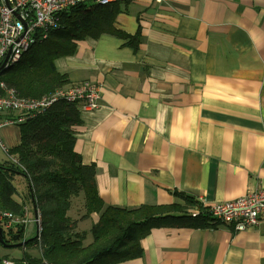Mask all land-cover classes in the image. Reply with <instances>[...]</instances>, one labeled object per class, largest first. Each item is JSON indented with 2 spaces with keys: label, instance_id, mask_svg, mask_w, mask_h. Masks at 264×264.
Masks as SVG:
<instances>
[{
  "label": "crops",
  "instance_id": "0c3cea01",
  "mask_svg": "<svg viewBox=\"0 0 264 264\" xmlns=\"http://www.w3.org/2000/svg\"><path fill=\"white\" fill-rule=\"evenodd\" d=\"M117 3L115 27L139 30L137 48L103 34L55 61L65 87L90 81L100 88V107L80 108L72 129L105 207L188 204V197L208 213L264 189V0ZM0 138L19 146L20 126L1 128ZM71 212L87 235L99 219L86 218L87 227L85 210L77 218ZM141 244V258L115 264H264V223L243 232L217 221L158 228Z\"/></svg>",
  "mask_w": 264,
  "mask_h": 264
},
{
  "label": "trees",
  "instance_id": "16d2710c",
  "mask_svg": "<svg viewBox=\"0 0 264 264\" xmlns=\"http://www.w3.org/2000/svg\"><path fill=\"white\" fill-rule=\"evenodd\" d=\"M117 1L100 6L79 4L61 16V27L50 34L47 41L35 44L27 59L17 69L3 73L4 82L17 96L40 98L64 87L68 80L55 65L58 58L72 55L77 42L85 38L98 39L109 34L129 39L137 48L140 32L129 35L115 27V19L121 12ZM24 55V56H25ZM24 59V57H23ZM22 59V60H23ZM80 107L58 102L42 116L20 125L21 143L10 150L24 167L11 162L0 163V212L23 217L27 201L18 199L14 184L22 176L29 189L30 201L35 203L41 215L40 240L37 235L25 238V227L15 225L6 230L0 225V247H25L40 245V257L24 253L13 264H115L141 258L144 254L142 240L158 228H203L211 226L210 214L193 218L187 212L195 207L188 197V204L168 206H141L123 209L108 206L98 194L94 165H84L75 152L73 127L81 124ZM181 198V194L175 193ZM35 200L32 201L31 198ZM84 201V219L97 214L99 219L90 229L92 242L84 245L86 232L77 231V221L69 216L75 198ZM182 214V215H179ZM16 228V229H15ZM12 236V241L7 235ZM0 264H4L0 257Z\"/></svg>",
  "mask_w": 264,
  "mask_h": 264
},
{
  "label": "built area",
  "instance_id": "2783aa9c",
  "mask_svg": "<svg viewBox=\"0 0 264 264\" xmlns=\"http://www.w3.org/2000/svg\"><path fill=\"white\" fill-rule=\"evenodd\" d=\"M116 1L0 0V76L12 70L32 46L47 41L50 34L61 27V16L71 7L83 3L108 6ZM155 1L163 3V0ZM0 91L5 92L0 95V129L10 124H22L36 119L58 102L76 104L81 109L94 111L100 107L101 100L99 86L90 81L58 88L40 98L19 97L4 82H0ZM10 111H15L16 114L12 115ZM0 146L9 162L24 170L17 157L11 155L1 143ZM207 210L213 222L230 226L236 232L258 227L264 223V189L229 202L214 204ZM0 216L7 221L22 219L11 213L0 212Z\"/></svg>",
  "mask_w": 264,
  "mask_h": 264
},
{
  "label": "rangeland",
  "instance_id": "374dc122",
  "mask_svg": "<svg viewBox=\"0 0 264 264\" xmlns=\"http://www.w3.org/2000/svg\"><path fill=\"white\" fill-rule=\"evenodd\" d=\"M23 57H24V59L21 61V63H23L27 59L28 54H26ZM18 66L14 67V70L17 69ZM9 71H11V70H9ZM9 71H6L5 73H7ZM4 94H5L4 91H0V95H4ZM23 98H27V97H23ZM28 98H31V97H28ZM10 113L12 115L16 114L15 111H10ZM22 124H24V123H22ZM16 125L20 126L21 124H16ZM9 126H14V124H10ZM0 143H1L3 148H5L6 150H8L10 152L11 149H9L6 145H4L1 138H0ZM1 149H0V154H2L5 157V159H7V160L0 162V163L1 164L9 163V160H8L6 153L4 152L3 149L2 150ZM15 180H18V181H14V184L16 185L17 189L20 190V191H18V199H20V198L25 199L26 198V201H27V204L25 206V214L23 217H21L22 219H17L15 221H12V220L7 221V219L2 218V216H0V225H2L4 227V229L7 228L6 230L12 229L15 225L24 226L26 228L25 229V238L26 239H32L37 233L40 232V229L42 228L41 227V215L39 213V210H37V206L35 205V203L30 201L29 189L27 188V185H25L26 187H23L21 184L18 183L19 181H21V179L15 178ZM19 192L21 194V197H20ZM31 200L34 201L35 199L32 197ZM34 206L36 207V214L35 215L32 214V212L35 211ZM201 206H202V204L200 202H197V205L195 207L188 209L189 210L188 212L189 213H193V211H195V212L201 211L202 213L205 212V209L201 208ZM32 209H33V211H32ZM84 210L85 209H84L83 198L82 197L75 198L73 200V206H72V212H71L72 217L77 218L79 215L82 214V212H84ZM90 224H91V220H87L86 226L89 227ZM83 228H85V227L84 226L81 227V229H83ZM38 237H39V235H38ZM87 237L89 239L87 238L84 241L85 246L91 244V242H92V238H91L90 233H88ZM7 239H9V241H12V236L8 234ZM38 240H40V237ZM10 243L11 244L8 247H0V257L3 258L4 263L5 262H10V263L13 262V260L15 261L18 258H21L24 253L32 254L31 256H34V257H37L41 254L40 245L36 246L35 244H33V245H29L25 248V244L19 245L21 247H18V246L15 247V246H11V245L14 243L18 244L17 242H10ZM21 243H25V241L23 240V241H21Z\"/></svg>",
  "mask_w": 264,
  "mask_h": 264
},
{
  "label": "water",
  "instance_id": "95a60500",
  "mask_svg": "<svg viewBox=\"0 0 264 264\" xmlns=\"http://www.w3.org/2000/svg\"><path fill=\"white\" fill-rule=\"evenodd\" d=\"M0 70H1V69H0ZM34 208H35V214H36V207L34 206ZM36 235L38 236L39 233H37ZM0 237H2V230H1V227H0ZM23 244H25V243H21V245H23Z\"/></svg>",
  "mask_w": 264,
  "mask_h": 264
},
{
  "label": "bare ground",
  "instance_id": "6f19581e",
  "mask_svg": "<svg viewBox=\"0 0 264 264\" xmlns=\"http://www.w3.org/2000/svg\"><path fill=\"white\" fill-rule=\"evenodd\" d=\"M21 61H22V60H19V61H18V64H17L16 66H18L19 64H21ZM16 66H15V67H16Z\"/></svg>",
  "mask_w": 264,
  "mask_h": 264
}]
</instances>
